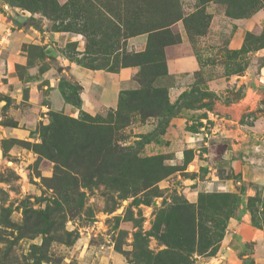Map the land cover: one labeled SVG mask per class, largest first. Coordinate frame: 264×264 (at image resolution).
I'll use <instances>...</instances> for the list:
<instances>
[{"label": "rangeland", "instance_id": "1", "mask_svg": "<svg viewBox=\"0 0 264 264\" xmlns=\"http://www.w3.org/2000/svg\"><path fill=\"white\" fill-rule=\"evenodd\" d=\"M183 30L199 65L172 104L168 50ZM139 64L158 65L162 96H142ZM76 67L102 82L138 72L115 107L85 106ZM262 68L264 0H0V264H264V164L244 181L217 160L232 182L211 188L207 169L188 166L198 125L174 124L182 108H213L210 82L233 81L222 92L241 96ZM205 132L192 139L204 145ZM171 211L215 236L224 228L216 252L166 229Z\"/></svg>", "mask_w": 264, "mask_h": 264}, {"label": "crops", "instance_id": "2", "mask_svg": "<svg viewBox=\"0 0 264 264\" xmlns=\"http://www.w3.org/2000/svg\"><path fill=\"white\" fill-rule=\"evenodd\" d=\"M181 36L182 41L178 45L170 46L168 50L167 68L170 81V103L172 104L178 102L180 96L190 90L188 83L195 73V67L199 65L194 54L188 53V32L183 30ZM134 44L137 47L146 45L142 37L134 39ZM72 72H75L76 76L83 80L84 98L82 96V100H84L85 106H89L90 101L97 97L98 103L101 105L115 107L118 104L119 92L133 81L138 71L124 69L118 74L108 73L103 76L105 82L100 81L101 75L95 73L91 75L90 71L81 67L73 68ZM232 84L233 81L225 82L220 79L210 82L208 85L210 90L218 95L213 108L203 110L182 108V115H180L182 118L178 117L174 120V124L178 125L184 124L185 126L186 123L189 126L198 125V132L189 133L190 142L185 149L194 150V157L188 162V166L195 172H199L202 168L207 169L205 179L211 188L219 189L220 185L216 180L232 182V180L221 178L215 174L219 171L214 166L217 160L231 164L237 174L242 175L244 181L255 179L254 169L257 170V165L264 164V143L255 144L253 139V137L258 139L257 136L264 135V83H261L259 79L260 85L256 88L246 86L241 96L237 94L232 96L222 92L223 86L227 87ZM98 85L101 86L100 92H98ZM258 106H261L263 110L258 111ZM194 118H200L205 122L212 133L205 132L208 128L202 126ZM211 119L214 120L213 123H210ZM249 129L258 130L261 134L252 136ZM203 132L209 138L204 141V145L195 142L191 136H202Z\"/></svg>", "mask_w": 264, "mask_h": 264}, {"label": "trees", "instance_id": "3", "mask_svg": "<svg viewBox=\"0 0 264 264\" xmlns=\"http://www.w3.org/2000/svg\"><path fill=\"white\" fill-rule=\"evenodd\" d=\"M183 20V19H182ZM185 21V20H184ZM176 22L170 21L168 23L163 24L162 26L157 25V27L149 26L148 28L144 29V27H140L138 24H132L130 27L131 32H140L144 31L148 34H154L159 33L162 31L171 30ZM137 57H134V59ZM158 63V62H155ZM150 64H154V62H151ZM138 66L143 69V72L140 76L139 84L141 88L143 89L142 96L145 99H151L153 96H162L163 91L152 89V85L154 81L157 79L158 76L161 74V70L159 69L158 65L147 68L144 64H139ZM63 94L65 95V91H63ZM68 103L72 104L73 106L80 108L79 103H73L72 101L68 100ZM220 197H227V195H219ZM173 211L170 212V219L167 218L165 225L166 229H169L170 226V232H172L174 235H183L187 239L188 245L196 244L199 251L202 253H208L210 254L216 252V249L218 248L221 239H222V232H224L223 229H219V235H213V233L210 231V229H205L203 225L197 224L196 219L194 218V215L191 213L188 217L185 219L178 218L175 214H172ZM165 229V230H166ZM188 259H183L176 261L174 263L176 264H187Z\"/></svg>", "mask_w": 264, "mask_h": 264}, {"label": "water", "instance_id": "4", "mask_svg": "<svg viewBox=\"0 0 264 264\" xmlns=\"http://www.w3.org/2000/svg\"><path fill=\"white\" fill-rule=\"evenodd\" d=\"M260 82L264 83V68L261 69Z\"/></svg>", "mask_w": 264, "mask_h": 264}]
</instances>
